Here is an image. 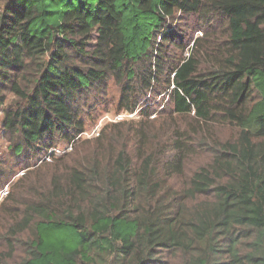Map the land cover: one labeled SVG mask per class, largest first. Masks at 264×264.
Returning <instances> with one entry per match:
<instances>
[{"label":"trees","instance_id":"16d2710c","mask_svg":"<svg viewBox=\"0 0 264 264\" xmlns=\"http://www.w3.org/2000/svg\"><path fill=\"white\" fill-rule=\"evenodd\" d=\"M0 108V264H264V0H0Z\"/></svg>","mask_w":264,"mask_h":264},{"label":"rangeland","instance_id":"374dc122","mask_svg":"<svg viewBox=\"0 0 264 264\" xmlns=\"http://www.w3.org/2000/svg\"><path fill=\"white\" fill-rule=\"evenodd\" d=\"M176 17H183V16L178 14V15H176ZM186 17H188V16H186ZM189 17H193V16H189ZM188 21L190 24L192 23V19H190V18H188L187 20L185 18L182 19V25L185 28L189 25ZM176 23H177V21H176ZM173 24H175V22ZM191 44H193V43H191ZM107 107H108V109H107ZM99 108H100L99 110H103V109L104 110L107 109V110H105L106 112H104L102 115H100L98 117V119H96L97 121L94 123L90 119L94 118L96 113L93 111L92 114L89 115L90 118L88 117V114H87V116H86L87 117V127H86L85 133L82 134V139H84V140L85 139L95 140L96 137L99 135V132H101V130L103 131V129L105 128V125L112 123L111 121L118 122V123L121 121H135V122H137L142 118L140 115H138V113L133 114V116L129 115L126 111L117 113L115 111L114 106H112V104H109V106H107L106 104L100 105ZM170 108L171 107H169L167 110H169ZM133 113H135V112H133ZM156 114L157 113H154L152 116H150L149 118H145V119L147 121H152L153 122V123H151L152 126L159 127L161 125L162 118H160L159 115L155 116ZM4 115H5V111L0 108V169L3 171V173L9 174V173H13L16 170V158L11 152V148H12L13 143L8 140L5 129L3 127ZM166 115H168V113ZM173 118H174L173 121H178V119H179L178 115H176V114L173 116ZM183 130H184L186 135L190 134V135H195L197 137H200L199 133H198L199 131L195 127V121L190 119V118L188 119L186 127H183ZM97 132H98V134H97ZM156 134H157V132H156ZM217 135L225 137V132L219 131L217 133ZM92 145L95 146L96 143H93ZM71 149H72V147L61 146L60 151L56 154L59 157H64L65 156L64 154L67 152H70ZM84 149H86L85 145H83V148H82L80 154H85L83 152ZM208 160H209V156L204 153V150L197 147L196 151L193 154H191L190 156H188L187 164H186L184 173H192V171L195 169V167H197L198 165H200V164H202ZM66 163H67V159H65V160L60 159L55 163H49L47 165L41 164V162H40L36 166L31 167L30 169H32V171H34V172H37L41 169V172H43V173H47V170L52 169V171L50 173H53L57 169L56 168L57 166L61 165L59 167H64V166H66ZM43 165H45V167H43ZM25 170H18L16 172L18 174H16L15 177H12L10 179V181H8L5 184H3V183L6 181V179L4 177H2V180H0V206H1L2 202L4 201V199H6V197L9 195L12 183L19 176H21L22 173L26 172ZM33 175L35 177V173H33Z\"/></svg>","mask_w":264,"mask_h":264},{"label":"built area","instance_id":"2783aa9c","mask_svg":"<svg viewBox=\"0 0 264 264\" xmlns=\"http://www.w3.org/2000/svg\"><path fill=\"white\" fill-rule=\"evenodd\" d=\"M127 113H128L129 115H131V116H133V114H137V112H135V113H129V112H127ZM97 134H98V132H97ZM52 151L58 153V152L60 151V148H53Z\"/></svg>","mask_w":264,"mask_h":264}]
</instances>
